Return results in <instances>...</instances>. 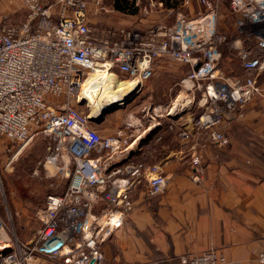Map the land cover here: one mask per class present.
<instances>
[{"label":"built area","instance_id":"obj_1","mask_svg":"<svg viewBox=\"0 0 264 264\" xmlns=\"http://www.w3.org/2000/svg\"><path fill=\"white\" fill-rule=\"evenodd\" d=\"M194 1L182 0L181 5ZM196 1L203 11L195 17L177 11L172 24L158 22L144 29L93 24L90 0H23L25 20L0 25V136L23 149L39 133H48L54 145L46 161L70 177L64 192L48 195L37 211L40 227L33 241L12 237L0 215V264H112L103 245L133 211L134 188L144 184L147 197L153 198L167 187L158 165L130 158L116 164L128 156L132 143L120 134H100L89 121L90 113L79 109L90 76L111 74L138 81L160 59L187 65L183 83L192 82L193 93L203 91L196 129L214 144L228 143L220 129L226 115L244 117L246 106L259 93L264 0H229L235 16L232 34L218 30L215 1ZM96 5L106 11L101 0ZM135 5L145 16L175 10L161 0H136ZM227 45L238 51L242 75L220 72V49ZM171 109H165L167 115ZM153 114H163L161 107H154ZM178 136L188 140L190 133L180 129ZM192 165V179L199 182V154L192 157ZM257 260L264 264V251ZM182 261L230 264L214 249Z\"/></svg>","mask_w":264,"mask_h":264},{"label":"crops","instance_id":"obj_2","mask_svg":"<svg viewBox=\"0 0 264 264\" xmlns=\"http://www.w3.org/2000/svg\"><path fill=\"white\" fill-rule=\"evenodd\" d=\"M113 3L109 6L111 11L115 10ZM176 5L172 6L176 9L173 13L146 17L173 14V18L158 21L172 24L177 11L189 18L203 11V6L196 0L188 7L181 5L182 10ZM137 8L136 14L115 11L136 16L141 13ZM94 13L99 15L97 9ZM93 15L89 12L90 21L99 26L147 29L142 24L126 26L97 22ZM230 15L235 22V16ZM220 19L219 15L218 30ZM162 61L167 60L156 62ZM180 65L182 67H156L151 78L154 83L148 85L144 100L137 103L140 115L129 112L135 106L132 104L134 99L125 108L117 110L132 114L125 120L114 122V112L101 124H95L97 128L109 127L106 135L120 133L128 138L132 143L129 152H133L130 159L158 165L168 181L165 191L153 198L147 197L144 184L134 188L133 211L123 227L103 245V252L112 264H184L185 256L214 249L230 264H259L257 256L264 250V99L256 98L251 102L242 119L227 114L220 129L228 143L214 144L194 125L204 108L203 91L193 93L189 90L192 82L184 84L183 80L190 67ZM219 70L226 75H242L241 65L233 72L226 73L220 67ZM257 80L264 94V72ZM142 86L140 83L137 95ZM161 94L163 100H160ZM180 97L183 98L179 100ZM154 107H161L163 114H153ZM166 108H172L173 112L167 115ZM180 129L190 133L188 140L179 138ZM196 154L201 156L203 165L200 182L192 179L194 167L191 160ZM38 263L53 264L44 260Z\"/></svg>","mask_w":264,"mask_h":264},{"label":"rangeland","instance_id":"obj_3","mask_svg":"<svg viewBox=\"0 0 264 264\" xmlns=\"http://www.w3.org/2000/svg\"><path fill=\"white\" fill-rule=\"evenodd\" d=\"M99 0H90L89 12L94 14L97 22L103 21L108 24H124L126 26H137L142 24L143 27L151 28L159 19L166 20L167 18H173V14L164 17H144L141 13L136 16L124 15L122 13L112 11L109 6L113 3V0H101L103 7L106 11H102L96 4ZM136 1V0H131ZM146 3L147 0H141ZM176 1V7L180 9L182 0ZM217 3L220 12V33H234V20L229 13L230 6L229 0H213ZM97 9V13L94 11ZM26 9L23 8L22 0H0V25L7 22H20L25 18ZM176 10V9H175ZM182 10V9H181ZM197 8L194 9L196 11ZM103 13V14H100ZM153 14L149 16H153ZM141 18H146L142 20ZM221 57L218 61V66L224 72L237 71L240 67V59L238 57V51L232 46L221 48ZM158 66H170L180 67L178 63H172V61L155 62L151 66L149 74L142 78L139 83L144 86L141 87L139 95H137L133 101L135 105L129 112L134 113L135 116L140 115V109L137 103L142 102L147 89L151 83H154L151 78L152 74ZM182 67V66H181ZM186 72V71H185ZM147 78V79H145ZM120 81H133L121 77ZM163 90L164 88H160ZM160 100H163L162 96ZM183 97H180L181 100ZM264 99V94L259 87V93L254 97ZM159 99L157 98V101ZM252 101V102H253ZM155 102V101H153ZM250 104V103H249ZM248 104V105H249ZM247 105V106H248ZM246 106V108H247ZM245 108V110H246ZM81 111L92 113L91 108L88 107L87 103L80 105ZM127 111H115L114 122H121L125 120L129 115ZM241 117L240 119H242ZM94 127L99 131L100 134L106 135L109 132L106 125L105 127ZM120 134V133H117ZM264 138V134H263ZM54 145V139L48 133L41 132L23 149L17 144L10 143L7 139L0 136V215L5 220L8 226L9 233L13 237L14 234L23 242H31L35 239L36 233L40 227V223L36 218L37 211L44 205L46 197L50 194H60L68 187L70 177L63 176L58 172L55 166L47 163L46 157L49 149ZM202 161V159H201ZM192 162V160H191ZM203 167V165H202ZM200 182V181H199ZM14 232V233H13ZM264 251V250H263ZM262 251V252H263ZM261 253V252H260ZM259 253V254H260Z\"/></svg>","mask_w":264,"mask_h":264},{"label":"bare ground","instance_id":"obj_4","mask_svg":"<svg viewBox=\"0 0 264 264\" xmlns=\"http://www.w3.org/2000/svg\"><path fill=\"white\" fill-rule=\"evenodd\" d=\"M111 74L90 76L82 87L81 99L85 98L91 108V114H96L106 104L122 101L132 94L140 84L138 81H120ZM173 112V111H172Z\"/></svg>","mask_w":264,"mask_h":264},{"label":"water","instance_id":"obj_5","mask_svg":"<svg viewBox=\"0 0 264 264\" xmlns=\"http://www.w3.org/2000/svg\"><path fill=\"white\" fill-rule=\"evenodd\" d=\"M138 88H139V85L137 86V88H135L132 94H128V96H126V98L123 99L122 101L106 104L102 108H100L98 113L90 114L89 121L93 124L99 125L105 120L107 115L114 113L115 111L119 109L125 108L137 96V93L139 92ZM84 103H87V101L85 100V98H82L79 102V105H83ZM132 156H133V152L130 151L127 157L118 161L116 164H122L123 162L127 161V159H129Z\"/></svg>","mask_w":264,"mask_h":264},{"label":"trees","instance_id":"obj_6","mask_svg":"<svg viewBox=\"0 0 264 264\" xmlns=\"http://www.w3.org/2000/svg\"><path fill=\"white\" fill-rule=\"evenodd\" d=\"M166 2L170 7L176 5V1L174 0H161ZM134 1L131 0H114L113 6L114 9L127 14H136L138 12V8L135 6Z\"/></svg>","mask_w":264,"mask_h":264}]
</instances>
